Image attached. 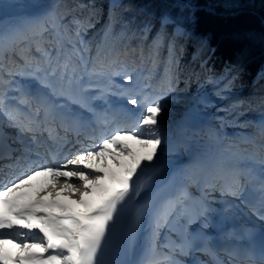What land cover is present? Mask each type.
I'll list each match as a JSON object with an SVG mask.
<instances>
[{
  "label": "trees",
  "instance_id": "trees-1",
  "mask_svg": "<svg viewBox=\"0 0 264 264\" xmlns=\"http://www.w3.org/2000/svg\"><path fill=\"white\" fill-rule=\"evenodd\" d=\"M56 13L67 38L58 41L51 29L20 39L6 52L0 81L9 68L42 63L48 53L60 63L70 57L68 74L75 68L84 79L102 66L124 77L131 74L142 83V112L147 102L187 91L202 99L193 110L200 121L208 118L211 129L206 169L215 165L211 173L216 175L232 159L261 163L264 0H58ZM225 79L231 90L242 93L240 101L213 112L207 101L220 103L222 96L212 81Z\"/></svg>",
  "mask_w": 264,
  "mask_h": 264
},
{
  "label": "snow or ice",
  "instance_id": "snow-or-ice-1",
  "mask_svg": "<svg viewBox=\"0 0 264 264\" xmlns=\"http://www.w3.org/2000/svg\"><path fill=\"white\" fill-rule=\"evenodd\" d=\"M7 5L0 3V10ZM60 17L50 20L49 24L56 35L58 41L63 37L67 38L64 26L60 23ZM165 20L170 17L165 16ZM176 22V21H173ZM74 23L80 24L81 21L75 20ZM79 35V33H77ZM39 50V49H38ZM85 51L87 49L85 48ZM74 52L79 55V50ZM3 56V49L0 46V57ZM84 59L83 57H80ZM70 57L60 63L58 58L53 59L48 53H45L44 62L26 61L24 68H9L8 75L21 76L32 75L39 79L40 83L48 88L54 95H67L71 90L78 89L81 94L76 100L82 106H86L83 93L91 88H98L101 95L111 91L112 77L124 75L121 71L111 69L93 68L86 72L89 82L85 84L84 78L73 74H68ZM4 68L3 60L0 59V69ZM103 78L106 81L103 85L91 83V78ZM126 79H133L131 74L126 75ZM9 81H0V84H10ZM4 92L0 91V111L3 109ZM23 103H29L23 100ZM132 105L137 104L136 99H131ZM43 111L45 119L43 121L36 119ZM163 111V105L160 99L147 102L143 115L139 121V127L147 129V132H140L133 128L116 131L107 139H103L95 151H86L76 159L67 161L68 165L75 166L72 171H62L60 168L43 166L39 170H33L21 179L18 183H13L0 191V230L12 229L13 226L27 229L29 231L38 230L42 234L39 243H28L21 240L17 243L16 238L11 240L0 238V264H97V256L105 244L106 237L109 234V226L117 218V213L123 202L133 193V177L141 168L142 162H152L157 157L158 149L161 146L160 131L158 127L159 115ZM10 121V126L17 129V141L24 143L23 137L26 134L31 135L32 141H37L38 134L42 131H49L51 116L50 109L45 102H41L33 117L24 121L16 117L12 112L5 113ZM7 135L0 131V146H6L8 152L6 156L0 158H11L13 151L10 144H7ZM134 141L135 143H130ZM30 149L25 145L23 152L30 153ZM19 162V159L16 161ZM261 163L264 164V156L261 157ZM11 166V165H9ZM48 175L51 177L50 186L37 189L36 199H31L25 194L12 193L17 192L19 188L27 185L34 177ZM241 175L247 178V183L252 185L256 177L249 172H239L237 170H221L213 177L210 187L219 188L223 193L237 195L243 188L240 184ZM63 177L64 183L60 191H54L57 187L54 183L58 178ZM76 178L81 182V187L77 188L69 181ZM260 193L257 203L252 205V210L259 219L264 220V177L259 178L257 189ZM46 191L52 199L47 196L41 197L39 193ZM78 192L79 198L72 200V204L79 208L70 211L60 197L62 192ZM139 195V192H136ZM174 210V204L164 206L159 213L161 219H166ZM143 209H138L127 229L128 240L131 241L136 232L139 218L143 215ZM206 211V209H204ZM203 214V213H202ZM241 235L235 236L237 241L247 240V246L236 245L226 249L230 258V264H264V237L257 245L249 238V230L242 228ZM229 233V238L232 237ZM13 244L18 252L6 250V244ZM39 249V251H33ZM183 250V248L181 249ZM213 259H216L215 250L205 247L201 249ZM45 253H48L45 256ZM147 264H170L168 258L150 259ZM216 264H222L218 261Z\"/></svg>",
  "mask_w": 264,
  "mask_h": 264
},
{
  "label": "rangeland",
  "instance_id": "rangeland-1",
  "mask_svg": "<svg viewBox=\"0 0 264 264\" xmlns=\"http://www.w3.org/2000/svg\"><path fill=\"white\" fill-rule=\"evenodd\" d=\"M16 1L20 2L21 4L17 5ZM28 2L29 0H0V3L7 5V7L0 11L2 13L6 12L7 14L8 12L15 13V11L24 13L27 12L26 8L27 4H29ZM57 3L58 0L54 2V8ZM54 8L50 10V13L48 15L49 21L54 20L56 19V17H58ZM6 13L4 14L6 15ZM40 22V19H36L33 23H31L24 34H14L13 37H10L7 41H5V43H3V56L0 57V59L3 60V63L5 62L7 50L11 49L14 43L19 41L20 39L28 40L31 34L42 33L46 30L52 29L49 23L46 26L39 27ZM15 29L16 28H13L9 31L15 32ZM3 73L4 71L1 70L0 74ZM4 75L6 76V78L3 81L11 80V83L3 85L1 84V88L4 89L0 90L4 92V111H0V119L3 120L9 127L10 121L8 116L5 114L7 112L6 104L8 103L9 97L18 99L20 95H24V97L29 100V95H31L29 94V85L32 83V85H35V82L39 83L41 87L47 90L48 88L44 87L40 83L39 79L35 76L21 75L13 76L11 78L8 74ZM84 81L87 85V83L89 82V77L85 78ZM228 81L229 79H225L224 82L215 80L212 81L213 87L215 91H217V95L222 96V101L220 103L215 102V104H213L211 101H207L208 105L211 104L210 106H212L213 112H216V110L218 109L217 107L221 104L226 105L231 103H238L240 101L242 93L240 94L237 91L231 90L229 88ZM90 82L93 84L103 85L106 81L102 79L100 82H97L93 78H91ZM141 87L142 83H138L134 79V77L131 81H128L126 77L122 75L114 76L112 77L111 91L101 95L98 88H91L87 92L83 93L86 106H82L81 103L76 102V100L81 95L78 89L71 90L67 95H55L57 99L61 100L62 103L69 107L70 105L67 102V99L68 101L71 100L73 102V105L82 106V108L91 110L92 112H95V108L93 105H96L97 111L95 112L94 116L101 126L99 138L89 143H82L73 141L66 135H63L61 133H53V136L48 139L51 143V145L48 146L54 149L55 156L47 152L44 147L36 144V142H32L31 140L29 143L24 142L23 145H29V148L30 146L34 147L30 149L31 151L38 150L39 153L41 152L42 157L35 155L32 160L27 159L26 162L25 160H22L25 156L21 157L22 155H20L19 162L14 163V166H18L21 162L20 165L23 166L26 164L29 168L26 170V172H20V177L18 176L16 179H13L14 181L10 184H6V187H9L13 183H18L21 179L30 174L31 171L39 170V168L43 166L60 168L62 171L74 170L75 166L68 165L67 167H65L68 160L76 159L79 155L83 154L86 151H95L98 145L102 143L103 139L109 138L111 135L115 134L116 131L133 128L140 132H147V129L139 127V121L141 116L143 115V112L141 111L142 106L140 103L142 94L139 91L142 89ZM131 99H136L137 104L132 105L130 103ZM157 99H160V102L163 105V111L160 113L158 120V127L162 143L160 148L158 149L157 154H169L182 157L185 156V154L189 150L193 149V152L196 151L197 155L194 158L195 164L189 168V181L187 180V184L185 185L193 188L192 193H187L181 197H177L175 198V200L173 199L175 202L177 201L178 204L174 206V210L171 212V214L167 216L166 219H163L160 222L159 232H157L159 234V238L156 243L157 254L154 258L161 260H163L164 258H168V261H170V264H172L171 261L174 260L178 262L183 258L185 249L184 247H186L185 240L191 236L192 230L198 226H201V224L203 223H205L203 227L206 230L212 229L213 224L216 222V214L218 212L222 211L227 214L229 212H246V216L249 219H255L259 222H264V220L259 219L258 216L253 213L251 207L252 205H254V203L251 202V199L253 198L252 196H255V201L257 202L260 195L259 191L257 190L259 181L255 184L253 183L252 185H249L247 183V178L241 175L240 184L243 185V188L238 192L237 195L223 193L219 188V184H217L216 187L209 186L210 183L213 182V177L215 176L211 173V168L215 165L211 167L208 166V169H206L204 162V149L208 148L207 140L210 138L211 129L208 126V118H204L200 121L199 119H197L198 115L193 110L196 104H198L197 102H201L202 99H198L197 96H193L187 91L184 93H176L175 95L166 94L158 97ZM126 117L132 118L133 121L128 120L127 124H123L122 120ZM117 118H120V123L116 120ZM49 128L52 129V127L50 126ZM7 132L10 138L15 141L14 145L21 144L16 139L18 135L16 128L10 126L9 128H7ZM42 135L43 134H38L37 138L39 141L41 140L39 139V137L42 138ZM245 136H247L248 138V135ZM22 139L24 140V138ZM129 142L135 143L134 141ZM23 148L24 147H22V149ZM45 156L47 157V159H45ZM30 157L33 156L29 155V158ZM39 158H41L42 160H39ZM142 164L144 163L142 162ZM230 170H237L241 173L247 171L253 177H256V179L264 177V166L262 165V163L254 162L248 158H245L242 161H240L239 159H232L227 164L226 171ZM10 176L11 175H6V173L0 174V178L5 179V177H7V183L8 177ZM50 180V176L41 175L36 180L35 178H33L28 182V184L32 185V183L34 182L36 189L37 187L39 189H43L50 186ZM69 182L74 184L77 188L81 187V182L76 178H71ZM54 183L57 185V187H55L53 190L60 191V189L63 187L64 178L60 177ZM44 192L46 191H41L40 193ZM61 195L63 197L66 196L70 200H76L79 198V193L75 191L71 194H69L68 192H62ZM180 199L182 202H178ZM204 209H206V211H204ZM21 234L23 233L20 232L19 242L21 240H25L28 243H39L41 241L39 240L33 242V240H29V236L26 237L23 235L21 237ZM172 243H176L179 246H182L183 250L181 251V249L179 248H170ZM186 248L189 249V247ZM221 257L222 256H219L218 259H220ZM225 262L227 264H230V259L225 258Z\"/></svg>",
  "mask_w": 264,
  "mask_h": 264
},
{
  "label": "bare ground",
  "instance_id": "bare-ground-1",
  "mask_svg": "<svg viewBox=\"0 0 264 264\" xmlns=\"http://www.w3.org/2000/svg\"><path fill=\"white\" fill-rule=\"evenodd\" d=\"M54 2L55 0H29V4L26 3L27 12L19 13L15 11V13L8 12V14L4 12L6 13L5 15L0 11V46L10 37H13L14 34H24L31 23L36 19H40L41 21L39 27L46 26L49 23L48 15L50 10L54 8ZM16 4L18 5L21 3L17 2ZM13 28H16L15 32L9 31ZM29 88H32L33 91L37 89V87L32 84ZM54 102H57L58 106H63V104L58 101ZM49 105L50 108H55L51 103ZM78 109L79 108H77V110ZM27 140L31 139L27 137ZM21 146L23 145H16V147ZM27 147L29 148V145ZM51 152H53L55 156V151L53 149H51ZM36 153L42 155L38 150H36ZM27 155L28 154H25V157H27ZM19 156L20 155L17 157L18 159ZM195 156H197L196 151L193 152V149H191L182 157L169 154H157V157H155L152 162H143L144 164L141 165V168L138 169L137 174L133 177V193L120 206L115 222L109 226V234L97 256V261L106 263L108 256L114 253L113 248L119 237L121 238V245L120 251L116 256L115 264H146L147 261L155 257L157 254L156 243L159 238L157 232H159L160 222L163 220L159 216L160 210L170 203L176 206L178 203L174 201L175 198L181 197L187 193H192L193 188L185 185L189 177V168L195 164ZM38 177L39 176L34 177L35 180ZM31 186L32 187H29L31 192L26 196L34 200L37 197L36 190L39 188L37 187L36 189L34 182ZM23 187L28 186H22L18 190H21ZM137 191L139 195H136ZM39 195L42 198L47 196L48 200L52 199L51 196H48L47 192L39 193ZM252 197L251 202L256 204L255 196L253 195ZM139 199L142 200L137 202ZM60 200L67 205L70 211L79 208L78 205L72 204V199L70 200L66 196L63 197L61 195ZM178 202H182L181 199ZM138 209L144 210L143 215L139 218L134 238L129 241L127 229L130 224L124 226L123 224L129 216H132L133 220ZM216 215V222L213 224L212 229L206 230L203 227L205 223H203L201 226L192 230L191 236L185 240L186 247H189V249L184 247L183 258L178 262L174 260L171 261L172 264H200L203 260H207L211 264H216L217 260L222 262V264H227L223 258L218 259L216 257V259H213L212 257L200 255L198 252H195L196 247L201 248L203 245H208L215 251L219 248L226 251V249L232 248L229 247L226 242L228 240L237 241L235 236L242 234V228L248 230L258 229L261 232L264 230V222L249 219L246 216V212H229L227 214L221 211ZM18 228L23 233L21 236L24 235L28 237L31 233V231L27 229L13 226L12 233L8 239L11 240L15 237L17 243L19 242V237H17L14 231ZM122 229L123 231H121ZM120 232H123V234H120ZM229 233L233 234L231 238L228 236ZM223 246L225 248H223ZM34 250L39 251V249Z\"/></svg>",
  "mask_w": 264,
  "mask_h": 264
},
{
  "label": "water",
  "instance_id": "water-1",
  "mask_svg": "<svg viewBox=\"0 0 264 264\" xmlns=\"http://www.w3.org/2000/svg\"><path fill=\"white\" fill-rule=\"evenodd\" d=\"M55 2H56V0H55ZM54 9H56V8H54Z\"/></svg>",
  "mask_w": 264,
  "mask_h": 264
}]
</instances>
